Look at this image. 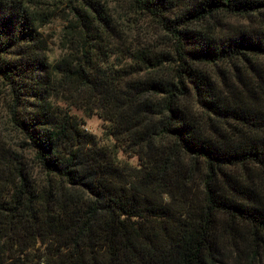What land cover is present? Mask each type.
I'll return each mask as SVG.
<instances>
[{
	"label": "trees",
	"instance_id": "trees-1",
	"mask_svg": "<svg viewBox=\"0 0 264 264\" xmlns=\"http://www.w3.org/2000/svg\"><path fill=\"white\" fill-rule=\"evenodd\" d=\"M0 106V264H264V0H0Z\"/></svg>",
	"mask_w": 264,
	"mask_h": 264
},
{
	"label": "rangeland",
	"instance_id": "rangeland-1",
	"mask_svg": "<svg viewBox=\"0 0 264 264\" xmlns=\"http://www.w3.org/2000/svg\"><path fill=\"white\" fill-rule=\"evenodd\" d=\"M115 2V1H113ZM221 28L223 31H228L232 26L240 25L243 23L241 19L237 18H223L220 21ZM136 29L132 30V34H128V38L132 40L138 41L139 44L145 45L146 47L153 45H163L166 43L162 40L158 28L151 21H141L137 24ZM63 28V24L59 20H55L53 23L49 24L47 27L41 29V33L43 35V39L46 43L47 54L50 56V61L56 60L60 54V45H59V34ZM128 32V31H127ZM67 96V92H65ZM62 100L65 103H69L70 101H66V97L63 96ZM62 105V104H61ZM2 107L0 106V110ZM77 117H82L79 112H71ZM83 119V117H82ZM85 122V130L87 133L93 135L99 141L104 140V125L101 119L98 116L93 115L89 119H86ZM0 129H1V140H3L6 145L11 146L12 148H18L21 143V138L15 134L5 122L4 116L0 113ZM23 154L27 157L28 151L24 150ZM130 162L133 165H136V159H131Z\"/></svg>",
	"mask_w": 264,
	"mask_h": 264
}]
</instances>
